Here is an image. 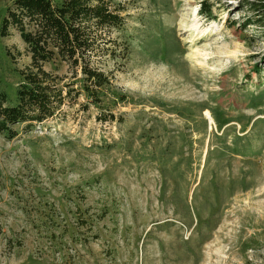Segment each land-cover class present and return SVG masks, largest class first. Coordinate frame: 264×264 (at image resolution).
I'll use <instances>...</instances> for the list:
<instances>
[{
	"label": "rangeland",
	"instance_id": "obj_1",
	"mask_svg": "<svg viewBox=\"0 0 264 264\" xmlns=\"http://www.w3.org/2000/svg\"><path fill=\"white\" fill-rule=\"evenodd\" d=\"M113 1L109 85L48 63L76 102L0 134V264H264V27L240 0ZM29 60L0 36L10 104Z\"/></svg>",
	"mask_w": 264,
	"mask_h": 264
},
{
	"label": "trees",
	"instance_id": "obj_2",
	"mask_svg": "<svg viewBox=\"0 0 264 264\" xmlns=\"http://www.w3.org/2000/svg\"><path fill=\"white\" fill-rule=\"evenodd\" d=\"M240 1V7L251 13L245 23L264 27V0ZM121 12L113 0H14L7 7L0 36L16 31L30 60L19 72L15 103L10 104L7 94L0 91V134L12 140L17 136L16 125H42L57 118L67 100L76 102L81 91L66 90L71 84H61L64 77L45 70L48 63L58 61L74 77L79 74L82 92L89 98L109 85L110 79L93 58L99 53L111 58L120 54L111 35L123 28ZM198 15L214 20L204 1Z\"/></svg>",
	"mask_w": 264,
	"mask_h": 264
}]
</instances>
